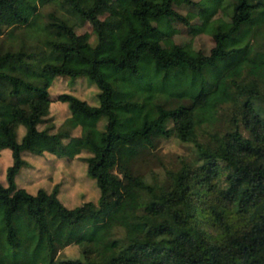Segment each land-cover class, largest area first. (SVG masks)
Here are the masks:
<instances>
[{"label":"trees","instance_id":"trees-1","mask_svg":"<svg viewBox=\"0 0 264 264\" xmlns=\"http://www.w3.org/2000/svg\"><path fill=\"white\" fill-rule=\"evenodd\" d=\"M132 1L100 18L105 0H0V151L12 156L0 180V264H264V0H222L231 25L197 55L149 37L152 18L188 23L174 0ZM52 2L90 20L95 41L81 42L62 14L43 20L39 8ZM56 76H86L98 101L61 92L69 113L56 130L39 128ZM230 86L246 95L241 118L234 130H206ZM170 120L195 149L165 167L157 188L136 165L170 136ZM83 151L96 201L69 207L59 183L31 192L16 181L25 152ZM71 243L82 257L55 262Z\"/></svg>","mask_w":264,"mask_h":264},{"label":"rangeland","instance_id":"rangeland-1","mask_svg":"<svg viewBox=\"0 0 264 264\" xmlns=\"http://www.w3.org/2000/svg\"><path fill=\"white\" fill-rule=\"evenodd\" d=\"M98 11L100 18L107 16L112 10L121 6H132V0H105ZM197 4H186L181 0L172 2L173 8L183 14L188 23L185 24L178 21L174 17H164L161 19H151L154 30L149 37L158 40L165 49H170L174 44H180L182 48L192 55L199 52L209 53L210 48L214 45L217 35L226 32L230 25L231 19L225 15L220 3L222 0H192ZM230 0H224L223 4ZM40 11L44 14L43 20H48L47 14L54 11L68 17L74 23V29L81 42H94L95 36L90 20L79 22L76 17L69 15L59 3H48L40 6ZM264 29V26H263ZM19 31V29H17ZM97 86L91 83L86 76L76 78L67 76H56L50 87V111L45 116L44 121L38 126L43 128L48 124H53V130H56L62 123L63 119L69 113L66 102L56 100L57 94L61 92H71L81 98L86 99L90 103H97L96 93ZM229 99L223 102L217 113L211 120L204 124L206 130H234L235 124L233 118H241V105L245 96H238L232 86L226 89ZM104 121L99 123L100 126ZM171 134L168 137H161L155 141V147L152 153L143 154L138 159L136 168L143 175L144 179L159 187L165 179V167L176 166L183 156H190L194 153L195 146L193 142H184L180 140L173 128L172 121L167 122ZM23 128H20L22 132ZM244 134H248L247 130L240 127ZM79 127L72 130V133H78ZM88 153L81 152L73 158L57 157L52 153L45 152L42 155L30 152L24 153V158L28 161V165L24 166L16 175L18 185L24 186L31 192H35L38 188L43 187L50 190L55 183H59L58 196L61 201L69 206H75L84 201H96L99 195V188L94 178L90 177L86 172V162L83 156ZM12 156L9 148L0 151V180L5 183V170L11 164ZM135 196L140 202L144 203L152 199V195L141 190H134ZM141 210V208H140ZM203 227L209 233L219 232V228H213L204 223ZM118 234H122V230H118ZM82 257L80 248L77 244L71 243L59 248L55 255V262L62 259L80 258Z\"/></svg>","mask_w":264,"mask_h":264},{"label":"crops","instance_id":"crops-1","mask_svg":"<svg viewBox=\"0 0 264 264\" xmlns=\"http://www.w3.org/2000/svg\"><path fill=\"white\" fill-rule=\"evenodd\" d=\"M74 134H75V132H74Z\"/></svg>","mask_w":264,"mask_h":264}]
</instances>
